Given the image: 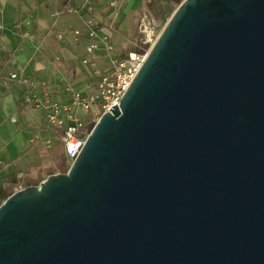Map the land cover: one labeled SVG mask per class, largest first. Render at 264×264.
<instances>
[{"label": "water", "instance_id": "1", "mask_svg": "<svg viewBox=\"0 0 264 264\" xmlns=\"http://www.w3.org/2000/svg\"><path fill=\"white\" fill-rule=\"evenodd\" d=\"M112 107L0 204V264H264V0H182Z\"/></svg>", "mask_w": 264, "mask_h": 264}, {"label": "crops", "instance_id": "2", "mask_svg": "<svg viewBox=\"0 0 264 264\" xmlns=\"http://www.w3.org/2000/svg\"><path fill=\"white\" fill-rule=\"evenodd\" d=\"M82 2L0 0V188L31 173V163L25 160L31 149H37L35 154L42 163H57L61 158L66 162L57 129L47 124L44 110L25 103L24 96L47 92L50 98L65 102L70 97L67 85L85 93L93 91L96 81L81 63L86 43L83 18L88 13L63 10L65 5L81 8ZM149 4L150 0H93L92 15L100 25L99 32L111 35L115 46L116 30L126 16L139 19ZM57 10L61 13L55 16ZM75 28L81 30L78 36L73 35ZM98 57L107 60L103 51L96 52L95 59ZM12 72L29 79L31 87L10 79ZM59 93L63 96H57Z\"/></svg>", "mask_w": 264, "mask_h": 264}, {"label": "built area", "instance_id": "3", "mask_svg": "<svg viewBox=\"0 0 264 264\" xmlns=\"http://www.w3.org/2000/svg\"><path fill=\"white\" fill-rule=\"evenodd\" d=\"M93 9V0H83L81 8L70 5L63 7V10L67 12L80 14L81 10H83L88 13L83 18L86 30V43L84 46L85 52L81 59L82 63L93 64L97 51H103L107 57L108 65L105 69L101 70L99 67L94 69L97 80L93 91L85 93L72 87V85H67L65 86V91L70 97L65 102L50 98L47 92L42 94H31L30 92L24 96V102L33 104L36 108H42L47 124L57 129L68 166L71 165L84 145L91 129V121L94 115L97 112L102 114L105 111H109V108H113L112 105L115 103L119 106L122 94L141 67L150 46L158 36L154 18L144 12L138 23V33L143 48L116 52L111 35L99 32L100 25L92 15ZM60 13L61 11L57 10L54 15L58 16ZM1 14L2 7L0 6V16ZM0 28H2L1 17ZM72 32L74 36H78L81 30L75 28ZM9 78L19 80L29 87L33 84L29 79L18 75L16 72L10 73ZM86 113L90 115V121L86 120L84 116ZM86 122H88L89 126L87 125L84 128Z\"/></svg>", "mask_w": 264, "mask_h": 264}, {"label": "rangeland", "instance_id": "4", "mask_svg": "<svg viewBox=\"0 0 264 264\" xmlns=\"http://www.w3.org/2000/svg\"><path fill=\"white\" fill-rule=\"evenodd\" d=\"M151 4L147 6L144 12H146L149 16L154 18L156 22V34L159 35L160 31L166 24L168 18L170 17L171 13L174 9L178 6L179 2L182 0H150ZM105 15H100L103 18ZM140 19V18H139ZM139 19L131 20V18L126 16V20L118 27L116 30L118 32L115 40L114 50L116 52H124L126 50H140L143 48V45L140 42V36L138 33V23ZM147 48V47H144ZM82 63V62H81ZM84 69L87 70L89 78L93 81H96L97 77L94 73L95 67H99L101 70L105 69L108 65L106 58L98 57L95 59L93 64H83ZM76 85V83H75ZM57 96L62 97L63 94L59 93ZM101 115L100 112H97L93 120L91 121V127L97 121L99 116ZM86 120L90 121V115L88 113L84 114ZM89 126L88 122L84 128ZM56 141L54 140V143ZM34 143V142H33ZM50 144H53L51 141ZM42 149H46L47 146L41 145ZM32 147V146H31ZM59 150V149H58ZM35 151L37 149L29 151L27 158V162L31 163V173L23 174L21 176L16 177L13 180L7 181L3 187L0 188V204L14 191L24 188L27 185H36L41 180H43L49 174L66 172L68 169L67 163L64 161L63 158L58 159L57 163H49L45 164L42 163L40 158L36 156ZM52 154V153H51ZM48 163V162H46Z\"/></svg>", "mask_w": 264, "mask_h": 264}, {"label": "trees", "instance_id": "5", "mask_svg": "<svg viewBox=\"0 0 264 264\" xmlns=\"http://www.w3.org/2000/svg\"><path fill=\"white\" fill-rule=\"evenodd\" d=\"M180 2H181V1H180ZM180 2H179V3H180Z\"/></svg>", "mask_w": 264, "mask_h": 264}]
</instances>
